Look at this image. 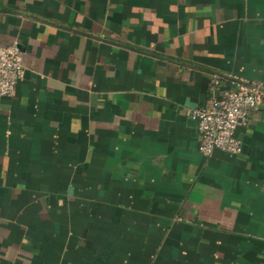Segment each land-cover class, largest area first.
I'll list each match as a JSON object with an SVG mask.
<instances>
[{
  "label": "crops",
  "instance_id": "1",
  "mask_svg": "<svg viewBox=\"0 0 264 264\" xmlns=\"http://www.w3.org/2000/svg\"><path fill=\"white\" fill-rule=\"evenodd\" d=\"M0 264H264V96L238 154L188 112L264 87V0H0Z\"/></svg>",
  "mask_w": 264,
  "mask_h": 264
},
{
  "label": "built area",
  "instance_id": "2",
  "mask_svg": "<svg viewBox=\"0 0 264 264\" xmlns=\"http://www.w3.org/2000/svg\"><path fill=\"white\" fill-rule=\"evenodd\" d=\"M22 73V52L18 45H0V96H12ZM220 82L219 78H213L208 100L188 112L196 121L198 151L204 156H210L216 149L229 154L240 153L241 142L236 130L246 125L264 95L240 84L234 89L222 90Z\"/></svg>",
  "mask_w": 264,
  "mask_h": 264
},
{
  "label": "water",
  "instance_id": "3",
  "mask_svg": "<svg viewBox=\"0 0 264 264\" xmlns=\"http://www.w3.org/2000/svg\"><path fill=\"white\" fill-rule=\"evenodd\" d=\"M226 79H229L237 84H240V85H243V86H247V87H250L252 89H256L258 91H260L261 93L264 94V87L263 86H259V85H256L255 83H251L249 81H245V80H242V79H238V78H234V77H230V76H225Z\"/></svg>",
  "mask_w": 264,
  "mask_h": 264
},
{
  "label": "trees",
  "instance_id": "4",
  "mask_svg": "<svg viewBox=\"0 0 264 264\" xmlns=\"http://www.w3.org/2000/svg\"><path fill=\"white\" fill-rule=\"evenodd\" d=\"M264 96V95H263Z\"/></svg>",
  "mask_w": 264,
  "mask_h": 264
}]
</instances>
